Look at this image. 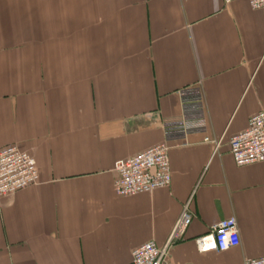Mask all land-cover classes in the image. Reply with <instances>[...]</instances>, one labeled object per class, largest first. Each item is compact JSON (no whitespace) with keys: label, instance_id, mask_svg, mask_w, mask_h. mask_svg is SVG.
<instances>
[{"label":"crops","instance_id":"obj_1","mask_svg":"<svg viewBox=\"0 0 264 264\" xmlns=\"http://www.w3.org/2000/svg\"><path fill=\"white\" fill-rule=\"evenodd\" d=\"M201 86L206 130L166 136L180 92ZM264 111V8L245 0H0V149L35 159L38 183L0 203V264H132L193 216L167 264L264 257V162L229 140ZM212 141H221L218 149ZM161 143L172 184L118 197L119 160ZM236 218L240 245L195 240Z\"/></svg>","mask_w":264,"mask_h":264},{"label":"built area","instance_id":"obj_2","mask_svg":"<svg viewBox=\"0 0 264 264\" xmlns=\"http://www.w3.org/2000/svg\"><path fill=\"white\" fill-rule=\"evenodd\" d=\"M230 5L236 0H224ZM253 9H263L264 0H245ZM182 118L165 124L166 136L186 137L190 133L206 130L204 97L201 86L187 88L180 92ZM216 149L221 141L206 138ZM173 147L161 143L140 154L116 162L114 190L118 197H131L152 194L154 191L169 188L172 184L170 153ZM230 153L239 167L264 162V111L249 118L247 128L234 134L229 140ZM31 154L22 151L17 145L0 149V203L38 183L39 171ZM193 216L189 205H185L169 241L163 247L154 242L145 243L132 253V264H167L170 246L181 238L191 225ZM240 230L236 218L220 221L212 227L210 236L200 237L195 243L200 252H226L240 245ZM246 264H264V257L247 260Z\"/></svg>","mask_w":264,"mask_h":264}]
</instances>
